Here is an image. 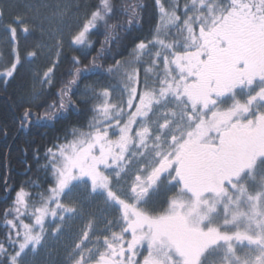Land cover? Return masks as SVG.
<instances>
[{
  "label": "snow or ice",
  "instance_id": "snow-or-ice-1",
  "mask_svg": "<svg viewBox=\"0 0 264 264\" xmlns=\"http://www.w3.org/2000/svg\"><path fill=\"white\" fill-rule=\"evenodd\" d=\"M154 3L151 38L107 67L105 45L142 22L143 5L98 0L73 21L79 5L44 0L31 19L7 23L5 84L24 60L57 52L35 73L40 89L20 97L21 127L83 111L89 119L43 156L34 150L46 176L14 189L3 209L0 264H29L51 241L63 264H264V0ZM16 25L39 33L23 59ZM101 26L96 49L89 38ZM65 47L83 55L49 101ZM91 75L99 79L85 82ZM80 188L90 202L74 194Z\"/></svg>",
  "mask_w": 264,
  "mask_h": 264
},
{
  "label": "trees",
  "instance_id": "trees-1",
  "mask_svg": "<svg viewBox=\"0 0 264 264\" xmlns=\"http://www.w3.org/2000/svg\"><path fill=\"white\" fill-rule=\"evenodd\" d=\"M117 5L124 3L137 2L143 5L142 17L143 20L139 24L128 26L125 24V29L119 31V39L105 45L109 49L103 63L105 67L113 62L112 57L115 55L117 59L128 58V51L132 45L138 40L150 37V29L158 21L157 9L154 0H114ZM167 3V0H165ZM97 2H93L95 4ZM8 7H5L4 15L8 20L10 17L7 13ZM11 18V17H10ZM121 21H126L127 17L120 15L118 17ZM105 30L101 26L90 36V41L95 42L96 49H99L101 42L105 39ZM18 47L21 52L22 59L26 56L28 51H32L36 43L37 37L34 33L21 35L18 33ZM87 51V50H85ZM120 53V55H116ZM83 53L73 51L72 49L66 50L64 55L59 60L57 69L54 73V86L50 91H45L44 95L51 100L52 96L60 86L62 81L69 79L67 73L71 70L72 65L70 60L73 56H82ZM96 52H88V59L95 56ZM9 59L7 64L10 63ZM87 63V60H85ZM99 79L97 75H91L85 82H92ZM31 66L28 61L24 60L23 65L18 68L13 78H10L8 83L5 84L0 80V238H3L8 229L4 224L2 212L10 203L11 196L15 195L14 189H17L22 183L32 180L37 184L43 183L45 179V172L39 166L44 163L41 159L37 161L34 158V150L39 148L40 155L43 156L47 147L56 143L57 136H63L66 128L70 129L73 125L86 124L89 115L86 111L80 114L72 113L67 118L57 119L55 122L40 120L36 121L33 117L31 126L21 127L20 117L24 109L20 106V97L28 96L31 90ZM83 86V82L82 85ZM84 106H81L83 109ZM32 111L42 112L43 109L33 108ZM5 131L7 135H5ZM31 165V168H28ZM7 180V185H5ZM9 191L6 192L5 188ZM44 187H47L45 184ZM31 191L32 189H28Z\"/></svg>",
  "mask_w": 264,
  "mask_h": 264
},
{
  "label": "rangeland",
  "instance_id": "rangeland-1",
  "mask_svg": "<svg viewBox=\"0 0 264 264\" xmlns=\"http://www.w3.org/2000/svg\"><path fill=\"white\" fill-rule=\"evenodd\" d=\"M44 2V0H0V9L3 10V13L5 11V7H8V13L9 16L14 19L16 16L21 17H27L31 19L32 12L30 11L31 8H34L35 6L41 4ZM62 2L69 3L73 6V9L75 6L79 5L80 10L78 13L73 12V17L71 18L74 21V18L76 15L83 16L84 11L87 9L88 6L92 5L93 2H98V0H62ZM5 15L3 14V17L0 18V72H3L5 68L10 67L11 62L7 64L8 60H11V57L9 55L11 48L13 46V42L11 40L10 32L6 30V22H5ZM31 26V25H29ZM17 27V36L18 33H21V35H27L28 33H24L21 29L23 25H16ZM31 33V32H30ZM34 35L39 39V33L38 32H32ZM19 38V37H17ZM36 39V41H37ZM19 43V40H18ZM66 50H70L68 47H65L63 49L62 54L59 56V60L61 59V56L64 55ZM57 60V52L55 49H52L51 52L48 51V49H45L44 52L34 60H26L31 66V74H32V80H31V90H33V87H35L36 90L40 89L39 83H35L34 85V76L37 70L42 72L49 66H52L53 62ZM57 69V66L54 69ZM54 77V76H53ZM30 94V93H29ZM77 192V191H75ZM88 193V192H87ZM86 203L91 201V198L89 195L85 198ZM37 258H39L38 253L35 255L29 254L28 261L29 264H34V262L37 261Z\"/></svg>",
  "mask_w": 264,
  "mask_h": 264
},
{
  "label": "flooded vegetation",
  "instance_id": "flooded-vegetation-1",
  "mask_svg": "<svg viewBox=\"0 0 264 264\" xmlns=\"http://www.w3.org/2000/svg\"><path fill=\"white\" fill-rule=\"evenodd\" d=\"M8 18L12 20V18H10V17H8ZM4 20L6 22V25H7V23L9 21H11V20L7 21L6 18ZM76 191L77 192H75L74 194L78 195L79 197H82L84 199L88 195L87 191L84 190L83 188H80V189H78ZM81 223L82 222L80 220L73 221V224H74V226L76 228L80 227ZM50 243L53 245V250L50 252L49 249H47V248L41 249L38 252L39 258H37V261L34 262V264H63V255H64V253H63L62 248L59 251H56L55 249H56L57 246L55 245V242L51 241Z\"/></svg>",
  "mask_w": 264,
  "mask_h": 264
}]
</instances>
